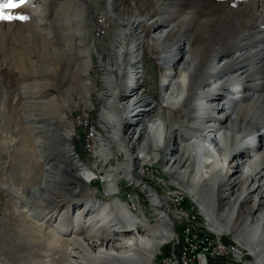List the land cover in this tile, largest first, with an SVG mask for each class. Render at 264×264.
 I'll list each match as a JSON object with an SVG mask.
<instances>
[{
  "label": "bare ground",
  "instance_id": "1",
  "mask_svg": "<svg viewBox=\"0 0 264 264\" xmlns=\"http://www.w3.org/2000/svg\"><path fill=\"white\" fill-rule=\"evenodd\" d=\"M69 1L72 5L82 2ZM89 1L97 4L96 0ZM107 1L112 12L117 0ZM191 2H197L196 7L199 8L177 12L171 15L170 22L163 19L160 25L165 28L155 31L151 37L161 52L159 62L163 66L158 101L146 97L148 83V87L144 85L146 88L141 86L146 72L144 69L148 67L144 68L142 63L146 53L143 51L142 19L121 20L116 17L118 29L108 49L101 45L99 39L92 42L96 65L102 73V88L98 94L94 93L90 80H84L93 70L91 49L75 50L68 43L71 38L69 33L60 36L53 32L50 34L48 39L60 47L59 51H49L48 46L34 43L32 53L38 64L51 58L58 65L57 71L47 69L43 72L44 76L52 77L50 83L55 84L59 80L56 72L60 67L64 65L70 70L76 60H82L81 69L77 66L73 73L70 71L74 81L81 83L82 92L76 103H72V91L66 92L64 105L59 104L60 107L55 105L58 103L55 97L49 101L41 98L45 106L55 105L54 115L45 113L38 116L33 113L32 119L26 120L34 137V146L38 149V161L42 162V184L27 196L19 193L24 187L12 183L0 184V188L8 190L20 204H26V208L33 207L35 211L26 214L33 220L46 214L39 226L52 228L47 231L37 228L35 232L26 230L31 243H26L25 237H22L24 233L17 231L11 235L9 251L0 255L2 264H152L160 247L170 244L175 235L172 221L164 211L170 195L161 198L159 191L142 190L155 212L154 219L149 220L134 211L133 200L129 203L123 201L120 197L121 182L116 177L121 173L130 188L139 187L145 168L154 167L161 160L165 163V175L176 180H172V186L180 187H176L180 194L187 195L199 215L205 216L208 231L219 238L223 233L231 234L234 244L239 250L247 251L254 258V264H264V47L258 50L262 54L254 56L250 67L243 63L241 53L233 51L235 54L231 57L222 59L230 54L229 51L240 47L235 37L241 9L225 10L232 4L237 7L236 0H163L158 3L157 11L162 14L169 6L182 7ZM218 2L229 3L216 6L223 14H217L213 8V4ZM251 6L264 8V0H253ZM228 12L235 17L234 20L228 21L224 17ZM257 16L264 18V11ZM71 22L76 26L73 35L79 38L80 43L88 41L89 34L84 29L87 21L77 9ZM105 22L106 26L113 23L108 17ZM227 26V32H222L221 29ZM56 27V32H61L62 26L57 23ZM82 27L84 30H79ZM225 33L234 39L223 48ZM175 35H179L180 40L169 44L168 41ZM93 36L98 38L96 34ZM128 37L133 38L129 47L126 42ZM195 41L199 42V49L191 44ZM215 46L220 48L216 49L218 55L213 58L216 64L203 69L207 55ZM252 55L246 56H251L250 59ZM257 70L260 71L257 73ZM126 78L127 81L124 80ZM255 78L261 82L254 87ZM94 94L101 102L98 118L101 132L96 128L92 131V153L96 162L93 167H88L72 148L74 133L62 114V108L73 104L79 110L87 111L91 108L89 99ZM165 110L169 114L167 120L163 115ZM178 112L189 120L188 130L173 123L170 115ZM240 125L241 131L236 132ZM174 134L179 135L181 140H175ZM114 159L118 162L111 164ZM96 182L106 187L105 201L96 200L97 194L88 191ZM243 183L250 187L239 193ZM84 190L87 191L85 195ZM208 196H211L209 203ZM217 200H227L221 213L220 207L216 206ZM248 201L251 202L253 215L243 222L232 215L231 218L226 217L229 207L239 208ZM211 202L217 207L214 211ZM80 203L83 204L77 208ZM74 205L76 209L71 211ZM64 209L67 217L61 212ZM69 223H73L72 229H69ZM8 225H11L10 221L4 219L2 226ZM216 244L220 254L221 250L228 251V246L221 241H216ZM33 252L37 255L36 259ZM204 255H199V264H207ZM168 264L181 263L170 261Z\"/></svg>",
  "mask_w": 264,
  "mask_h": 264
},
{
  "label": "rangeland",
  "instance_id": "2",
  "mask_svg": "<svg viewBox=\"0 0 264 264\" xmlns=\"http://www.w3.org/2000/svg\"><path fill=\"white\" fill-rule=\"evenodd\" d=\"M96 1L97 4L91 3L89 0H82V2H75V4L72 5L71 1L69 0H23V4L21 7L10 11L8 14L13 16H25L27 17L26 20L20 21L13 19L10 22L0 20V184L12 183L17 185L18 187H24V189L22 190L21 188L19 192L23 196L29 195L31 191H34L35 189L37 190L41 186L43 170V167L41 165L42 162L38 161V159L40 160V158L39 153L37 152L38 149L36 148V146H34V137L30 133L29 125L26 120L28 118L32 119L33 113L34 115L36 114L38 116H43L47 113L53 116V110L56 108L55 105H64L63 101H65L66 92L72 91V103H76L77 100L81 98L80 92H82L80 91L82 90V85H80L81 83L77 81L75 82L74 78L71 75L75 70L74 68H76L77 66H80L79 69H81L82 60H76L75 66H72L70 70H68V68H66L64 65L63 67H60L59 72H56L57 75H59V80L57 82H54L55 84L50 83V79L52 77L44 76L45 74L43 72L47 69L57 71L58 65L55 61H52L51 58H46L43 62H39L38 64L37 58L35 59L32 53L34 49V43H36V45H38L39 43L44 44V46H48L49 51H51V49L59 51L60 47L56 43H53L51 39H48L50 34H52L53 32L55 35L60 36L64 33H69V35H71V38L68 43H71L75 50L81 52L80 50L89 48L94 55L95 49L92 46L93 43L98 39L99 42H101V45H103L107 49L114 42L116 31L118 29L116 17H119V19L121 20L131 18L142 19L144 20V25L141 33L144 36L143 51L145 50L144 53L146 52L145 54H143L144 58L146 59L142 58V63L144 64V68L147 66L149 68L147 67L144 69L146 72L144 74V80L141 86L142 88H146V86L148 87L149 84V89L147 88L145 93L146 97L151 99V101H158L160 97L159 83L163 73V66L159 62L161 61V57L159 56L161 55V52L155 46L153 38L151 37L155 31L165 28L160 25L163 19H168L170 22L171 15L174 16V14L177 12L185 13L188 10H196V8H199L196 7L197 2H191L182 7H177L174 5H172L173 7L169 6L166 11H164V13L159 14V12L157 11L158 6L163 0H117L116 8L111 12L109 11L110 7L107 0ZM236 1L237 7L232 6V4L225 10L229 9L230 12L231 8L241 9L239 10V18L237 17L238 33L235 37V39L237 38L239 40L240 47L237 50L233 49L229 51L230 54L222 59L229 58L236 52L241 53L244 57L243 63L247 64V66L250 67V65L254 62L251 61L255 59L254 56L258 55L259 53L262 54V52H258V50L264 47V18L257 16V14L264 11V8H253V6H251L253 0ZM3 2L4 0H0V3ZM223 3L224 5L229 4L225 2ZM223 3L218 2L217 4H213V8L216 9L218 8L216 6ZM76 9L78 10L80 16L85 21H87V24L84 25L86 26L84 27V29L88 32L89 39L86 42L84 41L83 44L80 43L79 38L73 35L76 31V26L71 22V18L74 16V11ZM217 12V14H223V11L217 10ZM36 14H38V16ZM63 16H65V18ZM56 17H58L59 20ZM107 17L110 19V21L113 22L110 25L108 24V26L105 25V18ZM224 17L228 21H232L235 18L232 17L230 13L225 14ZM57 23L62 26L61 32L59 30L58 32H56ZM228 28L229 27L227 26L222 28L221 30L222 32H227V30L225 29ZM84 29L83 27L79 28V30L81 31H83ZM93 34H96L98 38L96 37L97 39H95ZM260 36L261 38L259 39ZM180 38L181 37L179 35H175L168 42L169 44L173 45L177 43ZM232 39H234V37H231L229 34L227 36V33H225L222 37V47L224 48L225 44V47H227L231 43ZM132 41V37H128L126 39L128 47L129 45H131ZM144 41L146 42V45ZM74 42H77V44L75 45ZM191 44L196 49H199L200 47L198 41L192 42ZM216 49L219 50L220 48L218 46H215L207 55V59L202 65L203 69L210 68L216 64V62L214 61L215 57H217L218 55V50ZM248 54H253V59H249V57L251 56H246ZM95 55L92 56L93 70L88 72L90 75L85 76L84 80H90V84L93 88L94 93L98 94L102 88V73L98 71ZM34 69L38 70H36L38 72L37 75H35L36 71ZM41 69H43V71ZM260 70H257V73ZM70 71L72 73H70ZM92 73H94L95 76ZM64 74L69 78L66 77L65 80ZM97 80L100 82H98ZM124 80L127 81V78ZM259 82L261 81L255 78L253 82L254 87L258 86ZM49 84L50 87L48 86ZM148 92L150 95L148 94ZM96 94L92 95L91 99H89L91 108H89V110L87 111H83L81 109L79 110L78 108L74 107L73 104L68 107L62 108V114L65 118H67L68 126L71 125L70 127H72L71 129L74 133V142L72 148L75 149V152L77 151V157L80 156L79 158L83 163L87 164L88 167H93L96 162V160L93 158L92 153L94 151V142L91 137L92 131L96 128L101 132V129L98 126L101 102ZM53 97L58 100V103H55V105L52 104L54 105L53 107L50 104L45 106L40 101L41 98L42 100L49 101ZM56 100L54 101L56 102ZM38 102H40L41 104ZM63 111L66 113H64ZM163 115L164 117H166V120L169 119L167 110H165ZM170 117L172 118L174 124L188 130L190 122H188L189 120L185 115H182L178 112L170 115ZM241 122H239V124H242ZM60 130H63V128H60ZM240 131L241 125L236 128V132ZM23 137H25V139ZM174 137L176 138L175 140H181V137L177 134ZM168 141L169 138H167V142ZM117 162L118 161L114 159L111 164H115ZM164 166L165 163L163 160H161L159 161V164L155 165L154 167L148 169L145 168V174L140 176L141 180L139 187L130 188L127 182L122 179L121 173L116 177L117 181L119 183L121 182L120 188L122 189V192L120 194V197L123 199V201L129 203L131 202V200H133L134 211L140 216H146L149 220L154 219L153 215L155 212L150 205L149 199L143 194L142 190L145 188H149L155 191H159L158 193L161 198L167 195L171 196H169L170 199L165 202V209L167 210H165L164 207L163 209L164 211H167V218L171 219L172 221L171 223L175 235L172 242L170 244H167L168 247L166 245L160 247L159 251L156 253L152 261V264H168V262L170 261L180 262L181 264H199V259L201 258V256L199 257V255H201L202 253L205 254L204 256L207 260V264H254V258L248 255L247 251L241 248L239 250L238 246L234 244V238L231 234L223 233V236L219 238L216 235L213 236V234L208 231L205 216L199 215L200 213L197 211V207L191 203V199L188 198L187 195L180 194L181 192L177 189L180 187L172 186V180L175 179L168 178L165 175ZM108 167H110V165L107 166L106 169ZM94 185H92V187H90L88 191L95 193V195L97 194V196L95 197L96 200L101 199L102 201H105L106 199L104 198V195L106 192V187L100 185L99 182L94 183ZM249 187V184L243 183L238 192L240 193L244 191L245 188ZM8 192V190H3L0 188V222H3L4 219H8L11 223V225L8 226H2V222L0 223V255L5 253V251H9L8 249H10V246H8V244L10 243V239L13 238L11 237V235L16 234L17 231H19V233H24L22 237H25L26 243H31L32 239L29 235H27V233H25L26 230L35 232L37 228L39 231L44 228L46 231L51 230L52 228L49 225V227L47 228L45 226L44 228H42V226H39V224H42V222H44L43 220L44 217H46V214L40 216L36 220H33V218L28 217L29 215H26L27 212H29L30 214L35 211L32 210L33 207L26 208V204H20L21 202L17 201L18 199L14 198L13 195ZM86 193L87 191L84 190L83 194L85 195ZM210 198L211 196H208V203ZM249 201L245 202L239 208L229 207L230 209H228V211H226L225 213L226 217L229 216V218H231L233 216L234 219H236L237 217V219H240L243 222V220H245L248 216L253 215V212L251 214L252 205ZM226 202L227 200H217L216 206L220 207V213L221 211H223V208L226 207ZM211 203L214 205H212L214 211L217 207H215V204L213 202ZM82 204L83 203H80L77 208H80ZM73 208L74 210L76 209L75 205L74 207H71L70 210L72 211ZM61 212L62 214H64V217H67L68 214H66V209L62 210ZM254 217L255 216H253V218ZM36 224H38V226ZM68 226L69 229H72L73 223H69ZM216 241H221L223 245L225 244V246H228V251L221 250V254L217 252L218 250L216 248L218 247V245L216 244ZM36 257L37 255L33 252V258L36 259ZM0 264L2 263L0 262Z\"/></svg>",
  "mask_w": 264,
  "mask_h": 264
},
{
  "label": "snow or ice",
  "instance_id": "3",
  "mask_svg": "<svg viewBox=\"0 0 264 264\" xmlns=\"http://www.w3.org/2000/svg\"><path fill=\"white\" fill-rule=\"evenodd\" d=\"M22 4L23 0H4L3 3H0V20L5 22H10L13 19L20 21L26 20L27 17L25 16H13L8 14L10 11L21 7Z\"/></svg>",
  "mask_w": 264,
  "mask_h": 264
}]
</instances>
